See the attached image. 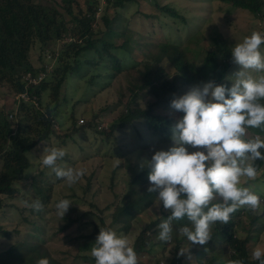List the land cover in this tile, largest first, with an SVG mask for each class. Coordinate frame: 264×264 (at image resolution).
Returning a JSON list of instances; mask_svg holds the SVG:
<instances>
[{"label": "rangeland", "instance_id": "374dc122", "mask_svg": "<svg viewBox=\"0 0 264 264\" xmlns=\"http://www.w3.org/2000/svg\"><path fill=\"white\" fill-rule=\"evenodd\" d=\"M35 1L55 7L62 13L64 21L70 20L71 16L66 12V7L69 6L66 5L65 0ZM78 1L83 7L87 6L86 0ZM78 4L73 1L72 8L76 9ZM157 4L175 9L180 17L174 18L160 12ZM97 5L94 21L96 31L105 30L101 21V15L105 12L109 19L114 18L117 22L112 25L113 30L103 32L101 35L116 46L125 39L129 40L130 56L125 53V64L128 67L123 68L116 76L110 77L108 73L110 70L102 63L87 71L86 67L81 65L78 72L66 77L61 88L59 104L52 102L48 90L42 92V107L46 104L56 105L53 115L58 131L65 133L72 128L78 130L67 137L62 144L58 138H52V141L49 139L39 143L28 153L31 163L30 168L26 170L28 176L25 181L28 185L15 199L9 201L14 202L13 205L5 206L0 212V227L10 232L9 236L0 234V252L5 253L13 243L14 245L22 244L24 239L23 242L31 245V234L40 233L44 239L42 245L35 247L36 253L28 252L21 264H37L41 258L54 260L55 262L51 264H95L91 248L101 228H112L118 234L128 236L133 245L136 237L145 227H149L146 235L151 239L150 243L153 246L137 254L138 264H155V262L168 264L166 260L174 254L176 243L173 240L165 243L158 239L157 225L160 224V219H164L170 212V210H164L158 194L146 208L130 218L127 231L120 224L112 223L110 226V223L116 206L121 204L122 196L129 189L128 181L134 177V173H141L148 169V167L141 168L140 165L145 160H151L156 151H166L173 146L171 137L152 138L147 136L146 130L140 125L138 126L141 136H138L133 123L118 127L112 134L100 132L99 129L109 130V123L122 118L131 100L130 91L135 88L137 82L135 71L143 69V60H149L150 63L158 62L163 67L161 78L172 82L179 90L177 92L179 96L191 90L181 82L174 66L167 59L159 58L161 53L158 43L165 41L180 43L186 46L185 52L188 58L202 61L207 49L214 47L210 45L213 37L217 38L215 41H224L232 51L237 43L242 42L253 31L264 33V14L255 16L246 9L220 0H134L127 4L126 7L129 8L123 12V18L119 19L118 14L106 4V0H97ZM61 47L62 41L46 44L36 41L29 51V59L37 70L41 71L47 66V73H49L58 65L54 57L61 52ZM261 52L264 54V45L261 46ZM94 57H96L95 54H87L84 59ZM130 58L139 65L133 68L129 64ZM47 70L39 71V75H46ZM240 70L239 65L232 63L224 80L217 85H227L230 88L233 76ZM253 75L258 76L262 73H253ZM90 76H95L93 83L89 81ZM22 94L24 97L21 96ZM154 97L150 92L141 94L136 96V103L145 107L148 100ZM20 98L28 99L26 93L15 94L8 84L0 85V109L13 112ZM155 109L156 112L173 118L183 116L182 112L172 109L171 103L164 105L163 109L159 106ZM92 121L95 122L94 125L89 126L88 123ZM84 124L87 125L84 126ZM152 141L156 142L151 143ZM45 147L64 149L66 155L62 160L57 161L58 166L86 168L85 176L72 186H69L65 180L58 179L50 168L42 164L41 157ZM195 150L197 149L189 146V151ZM34 176L49 180L45 185L42 183L45 189L39 194L29 185V181ZM243 186L249 187L259 196L264 193V170L258 171L257 180H249ZM25 193H29L30 197H38L44 206L43 210L29 209L20 198ZM61 199H69L73 202L63 219L57 216L55 207ZM215 203H222L221 198L217 196L212 201V204ZM263 209L262 201L260 208L255 212L248 206L239 208L237 218L241 221V226L238 227L237 234L248 237L247 246L250 257L256 247L264 249ZM24 216H30L29 218L33 221L28 223L23 221ZM256 216L260 219L253 222L252 219ZM68 219H73L74 223L60 230L68 224ZM174 222L178 230L184 226L193 228L188 219ZM213 226L214 224L211 225V232ZM193 246L197 245L191 244L186 237L180 244L179 252H187V249Z\"/></svg>", "mask_w": 264, "mask_h": 264}, {"label": "trees", "instance_id": "16d2710c", "mask_svg": "<svg viewBox=\"0 0 264 264\" xmlns=\"http://www.w3.org/2000/svg\"><path fill=\"white\" fill-rule=\"evenodd\" d=\"M73 1L79 3L76 9L72 8ZM132 1L134 0H106V4L118 14L119 19L123 12H126L125 9L129 8L126 7L127 4ZM220 1L246 9L255 16L264 14V0ZM65 2L69 6L66 7V12L71 16L68 22L63 20L62 13L58 9L35 0H0V85L8 84L15 94L26 93L28 97L27 100L20 98L13 112L0 109V212L5 206L13 205L14 202L10 203L9 201L15 199L28 185V182L25 181L28 176L26 170L31 166L28 153L39 143L49 139L52 141V138H58L62 144L67 137L78 130L72 128L65 133L58 131L53 115L56 105L46 104L42 107V92L48 90L52 102L59 104L61 88L66 77L78 72L81 65L86 67L87 71L102 63L105 68L110 70L107 71L110 77L116 76L123 68L128 67L125 64V53L130 56L129 40L125 39L119 46H116L112 41L102 36L103 32L113 30L112 25L117 21L114 18L109 19L104 12L101 15V21L105 30L96 31L95 29L97 0H86V7H83L78 0H65ZM157 8L160 12L167 13L171 17H180L175 9L167 5L157 4ZM145 16L148 15L145 14ZM215 40L217 38L213 37V42L210 45L214 47L207 49L202 61L191 60L186 56V46L171 41L158 43L161 53L159 58L167 59L174 66L177 76L187 89L211 81L217 85L224 80L228 69L234 62L229 46L224 41ZM36 41H39L40 44L62 41L61 52H58L54 57L58 65L49 73H47V66L43 67L41 71L37 70L29 59V51ZM87 54H95L96 57L85 60ZM129 62L133 68L139 65L132 58ZM86 64L88 65L86 66ZM142 65L143 69L135 71L137 82L135 88L130 91L131 100L127 104L122 118L109 123V130L101 128L100 132L112 134L118 127H125L127 124L133 123V128L137 131L138 136H141L138 125L144 127L147 136L152 138L165 139L172 136V126L180 118L158 113L155 107L159 106L160 109H163L164 105L171 103L176 96H179L177 93L179 90L174 87L172 82L161 78L163 67L158 62L150 63L149 60H143ZM45 70H47L46 75H39ZM28 73L30 78L38 79L37 82L32 83L26 80L25 76ZM94 79L95 76H90L89 81L93 83ZM148 92L153 93L155 97L148 100L145 107L136 103V96ZM94 123L92 121L88 124L90 126ZM254 135L262 137L264 129H249L247 138H254ZM153 142L156 141L151 143ZM261 152L264 154V149H261ZM250 162L254 164L257 171L264 170V160ZM149 172L148 168L141 173H134V177L128 181L129 189L122 196L121 204L116 206L110 226L112 223L120 224L127 231L130 218L155 199L158 192H148V188L151 186L148 179ZM47 181L49 180L45 177L34 176L29 181V185L39 194L45 189L44 185ZM260 196L264 208V193ZM46 197L48 196L46 195ZM20 198L31 210H33L31 204L39 200L36 196L30 197L29 193L21 195ZM238 214L239 208L231 214L228 224L214 223L211 232L212 239L204 245L196 244L197 246L189 247L188 252L184 255L179 254V248L186 237L180 236L173 221L172 240L176 243L175 252L172 257L167 258L166 262L168 264H185L188 261H190L188 264H230L232 261L242 260L243 264H260L258 260L249 255L248 237H241L237 234L238 227L241 226V221L237 218ZM170 215L171 211L165 215L164 219ZM262 215H264V209ZM29 217L24 216L23 221L32 222L33 220ZM164 219H160L159 222L161 223ZM258 219H260L259 216H256L252 221L255 222ZM73 223V219H68V224L60 230ZM30 224L33 225V223ZM148 229L149 227L143 228L133 242L137 254L143 253L148 250V247L153 246L150 243L151 239L146 235ZM0 234L9 236L10 232H6L0 227ZM31 236V245L23 242L24 239L22 244L14 245L15 243H13L5 253L1 251L0 262L2 264H21L28 252L36 253V248L44 243V239L40 233L31 234ZM49 262L51 264L55 261L50 260Z\"/></svg>", "mask_w": 264, "mask_h": 264}, {"label": "clouds", "instance_id": "9594fccd", "mask_svg": "<svg viewBox=\"0 0 264 264\" xmlns=\"http://www.w3.org/2000/svg\"><path fill=\"white\" fill-rule=\"evenodd\" d=\"M262 45L264 33L253 31L232 48L233 62L241 70L233 76L230 88L211 81L171 101L172 109L183 113L171 129L173 146L156 151L151 160L140 165L150 169L148 192H158L164 210L171 211L157 225L160 241L170 242L172 222L187 217L193 228L181 227L180 234L191 244L204 245L212 239V224H228L231 214L240 207L248 206L253 212L260 208V196L243 185L258 175L250 161L264 160V138H247L249 129H264V74L253 75L264 73ZM189 146L197 150L189 151ZM65 155L64 149L45 147L41 161L58 179L72 186L87 169L58 166L57 161ZM217 196L222 203L212 204ZM71 204L69 199L59 200L55 205L57 216L63 219ZM31 207L41 211L44 206L37 200ZM91 255L95 264H138L132 241L112 228L100 229ZM252 257L264 264V249L256 247ZM37 264H49V260L41 258Z\"/></svg>", "mask_w": 264, "mask_h": 264}, {"label": "built area", "instance_id": "2783aa9c", "mask_svg": "<svg viewBox=\"0 0 264 264\" xmlns=\"http://www.w3.org/2000/svg\"><path fill=\"white\" fill-rule=\"evenodd\" d=\"M25 79L28 80L29 82H32V83H33V82H34V83L37 82L36 79H34V78H30L29 73L25 76ZM37 80H38V79H37ZM21 96L24 97L23 94H22ZM255 136H256V135H254V137H255ZM262 137L264 138V135H263Z\"/></svg>", "mask_w": 264, "mask_h": 264}]
</instances>
